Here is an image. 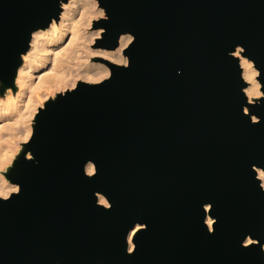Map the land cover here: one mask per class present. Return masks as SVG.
<instances>
[{
  "label": "water",
  "instance_id": "obj_1",
  "mask_svg": "<svg viewBox=\"0 0 264 264\" xmlns=\"http://www.w3.org/2000/svg\"><path fill=\"white\" fill-rule=\"evenodd\" d=\"M68 1L0 0V97ZM98 4L93 47L129 34L127 63L38 109L3 173L0 264H264V0Z\"/></svg>",
  "mask_w": 264,
  "mask_h": 264
},
{
  "label": "bare ground",
  "instance_id": "obj_2",
  "mask_svg": "<svg viewBox=\"0 0 264 264\" xmlns=\"http://www.w3.org/2000/svg\"><path fill=\"white\" fill-rule=\"evenodd\" d=\"M96 4L94 0H69L62 5L58 21H52L46 29L32 34L30 48L22 57L15 79L17 92L14 94L8 89L6 98L0 97V169L12 161L19 144L29 139L32 132L29 122L41 105L42 97L46 100L50 94L71 89L80 80L93 83L107 78L109 68L101 62H92L90 59L95 56L118 64L127 63L122 52L132 40L129 34L120 37L115 50L91 47L102 32L101 29H89L91 22L103 15ZM236 55L239 56V49ZM240 64L247 82L244 91L252 102V98L262 95L258 71L245 57H240ZM86 171L92 174L93 164L89 163ZM258 177L264 187L262 170H258ZM16 190L17 185L9 183L0 173V196L7 197ZM99 201L108 205L102 196ZM212 222L207 218L209 227ZM138 228L136 226L129 234L130 250L131 237Z\"/></svg>",
  "mask_w": 264,
  "mask_h": 264
},
{
  "label": "rangeland",
  "instance_id": "obj_3",
  "mask_svg": "<svg viewBox=\"0 0 264 264\" xmlns=\"http://www.w3.org/2000/svg\"><path fill=\"white\" fill-rule=\"evenodd\" d=\"M97 4V7L99 6V4H98V0H94ZM98 8H100L102 11H103V15H101V16H98L96 19H99V18H102V16L104 17V15H105V13H104V10L101 8V7H98ZM96 19H94V20H96ZM93 20V21H94ZM93 21L91 22V26H90V30H92L93 28H92V23H93ZM95 30V29H94ZM94 44V43H93ZM91 47H93V45L91 46ZM96 58H98V57H93V58H91L90 60L92 61V62H97V63H100V62H98V61H96ZM258 71V70H257ZM257 77H258V74H257ZM258 80V79H257ZM68 90V89H67ZM12 91V90H11ZM11 91L10 92H8V93H11ZM59 92H63V91H59ZM59 92H57V93H59ZM13 93V92H12ZM57 93H55V94H50L49 95V97L45 100V99H43V97L41 98L42 100V103H41V105L40 106H38V108H37V111H38V109L39 108H41L44 104H45V102L47 101V100H49V99H51V98H54L55 96H56V94ZM15 94V93H14ZM1 98H6V95L5 96H3V97H1ZM258 98V97H257ZM255 99V97L254 98H252V101ZM37 111H36V113H37ZM34 118H35V115H34V117L30 120V122L29 123H31V125H33V122H34ZM32 133V132H31ZM23 142H25V141H23ZM23 142H21L20 144H19V147H18V149H17V151L14 153V156H13V158H12V161L10 162V163H8L7 165H5L4 167H2L1 169H0V173H1V175H3L4 176V172L7 170V168L9 167V166H11V164H12V162H13V160L16 158V156L19 154V152L22 150V143ZM5 177V176H4ZM8 181V180H7ZM9 182V181H8ZM10 183V182H9Z\"/></svg>",
  "mask_w": 264,
  "mask_h": 264
}]
</instances>
